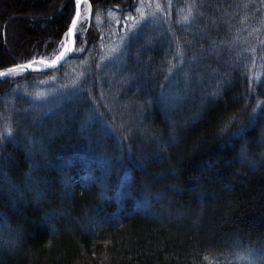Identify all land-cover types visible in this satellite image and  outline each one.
Returning a JSON list of instances; mask_svg holds the SVG:
<instances>
[{
	"label": "trees",
	"instance_id": "trees-1",
	"mask_svg": "<svg viewBox=\"0 0 264 264\" xmlns=\"http://www.w3.org/2000/svg\"><path fill=\"white\" fill-rule=\"evenodd\" d=\"M208 1L220 30L175 34L174 8L173 38L131 37L116 76L100 69L109 12L124 25L141 0H91L69 98L35 92L66 62L0 78V264H264L263 4ZM74 12V0H0V69L54 58ZM240 37L241 55L226 45Z\"/></svg>",
	"mask_w": 264,
	"mask_h": 264
},
{
	"label": "rangeland",
	"instance_id": "rangeland-1",
	"mask_svg": "<svg viewBox=\"0 0 264 264\" xmlns=\"http://www.w3.org/2000/svg\"><path fill=\"white\" fill-rule=\"evenodd\" d=\"M187 1L189 2V0ZM163 2L164 0H141V2L139 3L137 7H142L147 19L144 21H141L140 26L134 30L136 35L140 33L141 31L143 34L151 32V33H155L157 38L159 37V38L166 39L169 36V38L171 39L173 38L172 33L174 34V30H175V34L177 32L178 34L184 33V34H189L193 36H196V35L203 36L207 38L211 31L221 29L220 18L222 21L223 14L221 15L216 14V17L211 18L208 15L209 12L207 11V9L212 7V5H210V2L208 0H191L189 6L187 3L186 9H185L186 4L181 5V3H179L180 0H166L165 3ZM156 4H159L161 6L162 11L156 9ZM262 4H263V11H264V0H262ZM174 8H176L177 10V23L178 24H176L177 27L174 28V30L171 33L168 25H170V19L172 18ZM236 8L239 9L238 4ZM152 13H155V18L152 17ZM130 15L139 19V15L136 11L134 13H131ZM184 16H188L187 21L183 20ZM164 17L165 19H167V22L169 20V24H167V22L164 21L165 20ZM110 19L116 20L118 19V17L116 18V16L113 15V16H110ZM173 19H174V14H173ZM101 22H102V18L99 19L98 23H101ZM115 24H116L115 27L111 29L110 35L108 36L106 40L105 54H104V57L102 58V61H101L102 63L100 62V69H103V67H105V70L107 72H108V69L113 72L114 67L117 66V69L115 72L117 73L120 65L125 61V58H124L126 54V50L124 49L125 43L128 40H130L127 43V46H129L133 38L130 39L132 37V34L129 33L125 42L119 43L118 37L121 34L122 28L124 27V25L121 24L120 27L118 28L119 24L117 23ZM232 27H233L232 32H235V29L237 28V26H232ZM243 28L248 29L249 23L246 24V21H245V24H243ZM259 29H260V26L255 28L254 31L259 30ZM118 30H120L119 33H117ZM255 34L256 33L253 32L252 36H254ZM237 35L239 36V33H237ZM233 36L234 35H232V37ZM146 42L151 43V38H149ZM238 43H241V44H239L238 46L235 44L234 45L226 44V45L228 48H234L235 49L234 52L237 54L240 53V55L248 51L247 45L249 43V40L247 41V38L245 41H242V38H241L240 42L238 40ZM160 44H162V42H160ZM114 47L116 48V51H112ZM216 50H219V49L216 48ZM74 52L75 50L73 51V53ZM183 60L185 63L186 59L184 58ZM189 60L194 61L193 56H190ZM67 62H68V59L66 61V68L64 69L63 74L59 75L58 73H55L54 75L46 79H42L41 81L38 82L39 83L38 88L35 89L37 99L43 102L46 101L48 103L49 100L47 97L56 95L57 97L55 98L53 97L55 99L54 101H59V99H62L65 97L69 98L73 93H75L76 91H79V87H73V84L74 82L78 84V80L84 74L86 70L84 68L85 67L87 68V64L89 60L84 59L81 62L74 63V64H71L72 61H69L68 63ZM38 64L40 66L43 65V63H38ZM179 64H181V57L178 58V65ZM115 75L117 76L119 75V73ZM108 77H110L111 82L115 81L113 78L114 77L113 74H110ZM181 79L183 81V79H185V76L182 75ZM35 92H34V95H35Z\"/></svg>",
	"mask_w": 264,
	"mask_h": 264
},
{
	"label": "snow or ice",
	"instance_id": "snow-or-ice-1",
	"mask_svg": "<svg viewBox=\"0 0 264 264\" xmlns=\"http://www.w3.org/2000/svg\"><path fill=\"white\" fill-rule=\"evenodd\" d=\"M74 5H75V12L73 17L71 18V23L70 26L67 28V31L65 32L64 36L67 38L66 43L62 46V50L58 52L57 55L54 56L53 59L51 60H44L41 58V63H43L45 66L48 65H56L58 62L63 60L66 56L67 53L75 51H83V48H75L73 46L74 43V38L76 35H80L83 38L84 32L87 31L85 25H87L90 21V18L93 16V10H92V2L91 0H74ZM156 9L162 11L161 6L159 4H156ZM136 12L139 15V19L136 17L128 14L124 17V27L122 28V32L118 37V42L123 43L127 39L129 33L132 34V37L135 38V29L140 26L141 21H144L147 19L145 12L143 11L142 7H136ZM114 13L111 11L109 12V16H113ZM152 17L155 18V13H152ZM100 17L97 14L95 16V20L99 21ZM184 21L188 20V16L183 17ZM115 23L121 24V21L119 19L115 20ZM83 43H86V41H83ZM112 51H116V48L114 47ZM177 55L181 57V61L183 59L182 56V51L179 48V45L177 47ZM25 67L27 68H32L33 67V62L28 61L26 62V65H21V64H15L11 67H8L6 70L0 71V77H4L8 74H11L16 71H22ZM175 67V65L169 64L168 71L169 73L172 71V69ZM165 79H168L166 76ZM73 87H79L78 84L74 82ZM161 88H165V86L162 84ZM256 109H253V116L250 119V124H253L256 122L257 116L255 115ZM242 129L238 130L236 135H240L242 133ZM11 129L8 128L6 129V133L10 134ZM246 149H242V153H245Z\"/></svg>",
	"mask_w": 264,
	"mask_h": 264
},
{
	"label": "water",
	"instance_id": "water-1",
	"mask_svg": "<svg viewBox=\"0 0 264 264\" xmlns=\"http://www.w3.org/2000/svg\"><path fill=\"white\" fill-rule=\"evenodd\" d=\"M66 40H67V38H66ZM65 43H66V41H65ZM73 46L75 48V38H74ZM72 53L73 52L67 53L65 58L63 60H61L60 62H58L56 65L45 66L43 64L42 66H40L38 63H41V58L33 59V60H31L33 62V67L32 68L25 67L22 71L18 70L16 72L47 73V72L53 71V70L57 69L58 67H60L63 63H65L67 61V59H69V57L71 56ZM44 60H46V59H44ZM26 62H28V61H26ZM26 62L17 63V64L26 65ZM11 66H13V65H11ZM11 66H8V67H11ZM8 67H4V68L0 69V71L6 70ZM8 75H6V76H8ZM0 78H2V77H0Z\"/></svg>",
	"mask_w": 264,
	"mask_h": 264
}]
</instances>
